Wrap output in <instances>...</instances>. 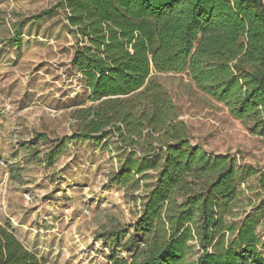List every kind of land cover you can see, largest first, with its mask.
Masks as SVG:
<instances>
[{"label": "trees", "instance_id": "trees-1", "mask_svg": "<svg viewBox=\"0 0 264 264\" xmlns=\"http://www.w3.org/2000/svg\"><path fill=\"white\" fill-rule=\"evenodd\" d=\"M60 10L90 103L69 112L71 134L35 132L23 147L50 166L71 142L117 145L109 180L139 201V212L128 227L98 234L125 251L105 264H264L257 229L264 198L236 212L244 179L236 158L191 142L159 77L185 72L250 134L264 137V0H57L32 18ZM151 170L155 178L144 186ZM130 229L134 240L122 245ZM0 264L51 263L0 223Z\"/></svg>", "mask_w": 264, "mask_h": 264}, {"label": "rangeland", "instance_id": "rangeland-1", "mask_svg": "<svg viewBox=\"0 0 264 264\" xmlns=\"http://www.w3.org/2000/svg\"><path fill=\"white\" fill-rule=\"evenodd\" d=\"M56 2L0 0V223L48 263L105 264L108 255L125 251L98 234L128 227L139 212V201L109 180L119 161L117 145L71 142L50 166L23 147L35 132L50 139L71 134L69 112L90 103L81 75L71 65L75 39L64 12L39 22L32 18ZM159 77L189 128L191 142L236 158L244 176L236 212L261 205L264 137L250 134L185 72ZM246 169L255 174H245ZM154 178L155 171H148L144 186ZM257 229L264 241V220ZM133 235L130 229L121 244L132 242Z\"/></svg>", "mask_w": 264, "mask_h": 264}]
</instances>
